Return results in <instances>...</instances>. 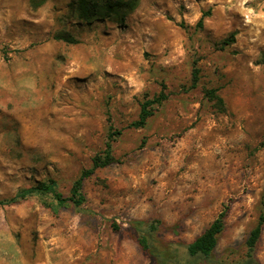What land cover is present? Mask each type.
Masks as SVG:
<instances>
[{
    "label": "rangeland",
    "instance_id": "1",
    "mask_svg": "<svg viewBox=\"0 0 264 264\" xmlns=\"http://www.w3.org/2000/svg\"><path fill=\"white\" fill-rule=\"evenodd\" d=\"M72 2L0 0V199L48 179L69 196L110 125L115 160L84 180L79 208L0 205V264L243 262L264 211V0H140L91 24ZM224 207L212 253L191 256ZM253 255L264 264V226Z\"/></svg>",
    "mask_w": 264,
    "mask_h": 264
},
{
    "label": "trees",
    "instance_id": "2",
    "mask_svg": "<svg viewBox=\"0 0 264 264\" xmlns=\"http://www.w3.org/2000/svg\"><path fill=\"white\" fill-rule=\"evenodd\" d=\"M140 0H73L71 3L72 10L75 16L85 24H91L98 18H113L118 22L125 20L126 16L133 12L138 6ZM45 0H32L33 6H40ZM208 13L202 14L196 23L197 27H202L204 16ZM183 25V24H181ZM55 39L62 40L66 43L75 44L79 41L68 34L55 35ZM199 69L194 67L192 72L193 81L198 79ZM210 98L222 103V99L216 94V91L211 89L208 91ZM166 98L164 91L151 99H146L140 106L138 118L129 124L130 127L141 128L145 125L147 118L152 114L151 106L160 104ZM121 134L119 130L113 129L110 125L106 135L105 146L103 150L95 154L91 160V165L83 169L79 176L73 181L70 195L64 196L56 189L55 182L52 179L45 181H38L36 184L20 189L14 196L10 198L0 199V205H10L23 200L32 195H50L58 206L72 203L79 208L85 201L82 192L83 182L90 177L98 168L110 165L114 162L112 155V143ZM227 215V207L218 214V216L210 223V225L192 242L188 245L187 250L191 256L200 255L203 257L209 256L217 244V237L224 227V220ZM264 226V211L259 214L256 225L250 230L249 235L245 241L247 248V258L239 264H256L257 261L253 255L254 248L261 236ZM142 248L146 249L144 238L138 239Z\"/></svg>",
    "mask_w": 264,
    "mask_h": 264
}]
</instances>
